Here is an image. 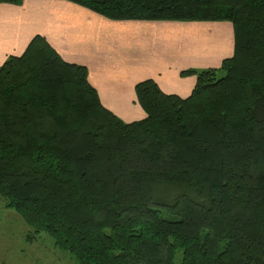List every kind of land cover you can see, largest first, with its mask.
<instances>
[{
    "label": "trees",
    "instance_id": "1",
    "mask_svg": "<svg viewBox=\"0 0 264 264\" xmlns=\"http://www.w3.org/2000/svg\"><path fill=\"white\" fill-rule=\"evenodd\" d=\"M62 1L110 21L228 23L232 55L181 72L185 98L139 82L145 117L124 122L85 66L34 36L0 65L5 207L77 264H264V0Z\"/></svg>",
    "mask_w": 264,
    "mask_h": 264
},
{
    "label": "crops",
    "instance_id": "2",
    "mask_svg": "<svg viewBox=\"0 0 264 264\" xmlns=\"http://www.w3.org/2000/svg\"><path fill=\"white\" fill-rule=\"evenodd\" d=\"M226 26V27H225ZM228 23L110 21L73 3L62 0H23L21 6L0 4V65L20 55L39 35L70 64L85 66L90 83L110 112L115 103H125V118L141 120L145 113L137 104L134 87L153 80L162 93L187 97L195 84L185 70L217 69L231 57L223 46ZM131 41H140L156 56L153 64L118 56ZM215 66L205 65L206 57ZM159 61V62H158Z\"/></svg>",
    "mask_w": 264,
    "mask_h": 264
},
{
    "label": "rangeland",
    "instance_id": "3",
    "mask_svg": "<svg viewBox=\"0 0 264 264\" xmlns=\"http://www.w3.org/2000/svg\"><path fill=\"white\" fill-rule=\"evenodd\" d=\"M223 33L227 37L223 46L228 47V54H230L231 31L229 28H224ZM138 42L140 41H131L126 53L115 49L116 57L125 56L131 59L134 65H137L139 61L153 64L156 56L150 51V47L144 46L143 41ZM214 56L206 57L204 64L215 66ZM223 76L222 71H216L217 79ZM125 106V103H115V111L112 113L124 122H133L134 117H124L127 111ZM5 205V201L0 197V264H77L74 256L58 250L50 237L40 234L32 238V230L15 211L8 209ZM175 264H179V261L176 260Z\"/></svg>",
    "mask_w": 264,
    "mask_h": 264
}]
</instances>
